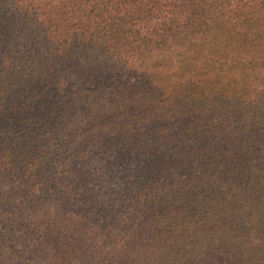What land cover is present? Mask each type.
Here are the masks:
<instances>
[{
  "label": "trees",
  "instance_id": "1",
  "mask_svg": "<svg viewBox=\"0 0 264 264\" xmlns=\"http://www.w3.org/2000/svg\"><path fill=\"white\" fill-rule=\"evenodd\" d=\"M0 264H264V0H0Z\"/></svg>",
  "mask_w": 264,
  "mask_h": 264
},
{
  "label": "rangeland",
  "instance_id": "2",
  "mask_svg": "<svg viewBox=\"0 0 264 264\" xmlns=\"http://www.w3.org/2000/svg\"><path fill=\"white\" fill-rule=\"evenodd\" d=\"M175 65L163 66L156 69L157 76L151 79L150 84H148L147 88H159L160 86H170L168 79H172V76L167 77L170 73H176L178 69ZM179 73V72H178ZM145 88V87H144Z\"/></svg>",
  "mask_w": 264,
  "mask_h": 264
}]
</instances>
